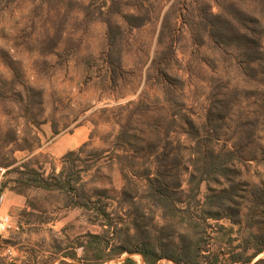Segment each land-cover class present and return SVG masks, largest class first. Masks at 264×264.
<instances>
[{
	"label": "rangeland",
	"instance_id": "1",
	"mask_svg": "<svg viewBox=\"0 0 264 264\" xmlns=\"http://www.w3.org/2000/svg\"><path fill=\"white\" fill-rule=\"evenodd\" d=\"M206 10H241L260 23L254 75L241 50L213 43L196 26ZM123 14L145 21L130 27ZM108 54L122 68L114 80ZM70 150L78 194L23 185L24 164L48 176ZM205 152L218 169L199 185V208L221 216L208 219L210 250L264 237V0H0V166L18 224L8 239L13 255L0 264H58L73 238L101 233L72 198L103 194L124 234L135 214L140 224L162 225L147 178L171 170L166 181L185 199ZM227 167L234 171L225 176ZM220 224L233 228L231 244Z\"/></svg>",
	"mask_w": 264,
	"mask_h": 264
},
{
	"label": "trees",
	"instance_id": "2",
	"mask_svg": "<svg viewBox=\"0 0 264 264\" xmlns=\"http://www.w3.org/2000/svg\"><path fill=\"white\" fill-rule=\"evenodd\" d=\"M241 14H244L241 10L229 13L230 16L206 10L200 16L201 19L196 26L198 28L200 26L213 43L235 45L241 50V54L250 65V74L254 75L256 69L251 64L261 60V47L255 38V27L260 23L251 15L241 16ZM122 17L130 27H138L145 21L143 17L134 14H123ZM106 24L107 37L111 45L115 42V36L112 35L111 22L106 21ZM161 42L162 33L159 35V43ZM105 61L110 71V78L114 80L121 72V64L119 60H113L110 54ZM159 75L163 77L158 78L159 81L167 80V74L159 73ZM163 86L166 90V86L164 84ZM123 134L124 132L121 131L117 138L125 139ZM81 149L82 147L79 151ZM75 154V150L67 151L62 156L61 169L58 172L53 170L48 176L24 164L23 185L42 190L65 191L71 195L78 194V183L81 177L76 170ZM208 157L210 160H207ZM217 169L215 156L212 153L205 152L203 157H199L189 175L185 199L178 195L179 184L166 181L172 177L171 170L164 171L153 178L148 177L147 199L152 206L160 210L163 224L160 226L152 222L140 224L136 218L142 215L135 214L132 219L131 233L128 229L125 234L122 233L121 227L114 222L106 203L101 202L103 194H99L100 198L96 200L88 199L85 202L72 198V205L85 208L90 212L94 216L93 223L99 222L102 232H87L73 238L70 247L63 252L60 250L61 257L58 264H104L120 258L123 254L126 256L120 264H140L133 257L134 254L142 259L143 264H264V257L256 258L264 251V237L261 235L252 233L250 241L244 240L245 244L231 246L226 252H213L209 248L211 224L208 219H218L221 216L215 212L200 209L197 196L200 183L205 180L206 175H210L212 171L216 172ZM233 171L228 167L224 168V175ZM3 185L6 186L5 183ZM218 226L219 229L229 233L228 240L231 244L230 233L233 228H225L221 224ZM250 244L252 246L249 247ZM249 249H251L250 252ZM163 259L165 261L160 263Z\"/></svg>",
	"mask_w": 264,
	"mask_h": 264
},
{
	"label": "built area",
	"instance_id": "3",
	"mask_svg": "<svg viewBox=\"0 0 264 264\" xmlns=\"http://www.w3.org/2000/svg\"><path fill=\"white\" fill-rule=\"evenodd\" d=\"M6 169L0 166V258L10 260L13 251L8 239L10 234L18 229V224L13 211L6 206L5 191L7 188L3 185Z\"/></svg>",
	"mask_w": 264,
	"mask_h": 264
}]
</instances>
